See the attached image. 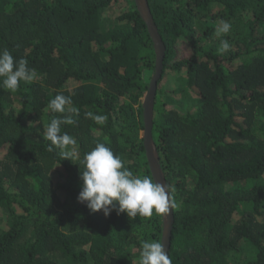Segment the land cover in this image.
I'll list each match as a JSON object with an SVG mask.
<instances>
[{"label": "trees", "instance_id": "16d2710c", "mask_svg": "<svg viewBox=\"0 0 264 264\" xmlns=\"http://www.w3.org/2000/svg\"><path fill=\"white\" fill-rule=\"evenodd\" d=\"M148 2L166 46L152 134L176 205L172 264H264V0ZM221 20L231 29L217 37ZM5 48L36 75L0 85V264H139L164 214L105 216L77 199L98 142L153 178L143 97L156 53L135 0H0ZM59 93L63 114L47 107ZM63 116L71 160L42 138Z\"/></svg>", "mask_w": 264, "mask_h": 264}, {"label": "clouds", "instance_id": "9594fccd", "mask_svg": "<svg viewBox=\"0 0 264 264\" xmlns=\"http://www.w3.org/2000/svg\"><path fill=\"white\" fill-rule=\"evenodd\" d=\"M231 25L224 20L215 29L217 37L230 32ZM230 44L226 39L220 40V52L227 51ZM35 70L29 67L26 58L15 59L8 49L0 50V85L10 91H16L21 82H31L35 78ZM72 103L70 96L57 94L47 105L53 113H65L66 106ZM67 111L79 115L76 108ZM86 116L98 124H103L107 117L87 112ZM75 124L72 116L53 118L44 126L43 139L50 141L49 151L61 149L63 159H70L73 153L64 151L67 145L75 141L66 132H62L61 125ZM80 163L84 170L80 171L83 181L82 189L77 199L86 202L92 212L103 211L108 216L113 210L126 213L128 217H151L153 213L167 214L170 207H175L171 201L173 189L170 186L154 181L150 176L134 175L124 166L119 155L103 142L86 153ZM139 264H172L168 251L162 241H142Z\"/></svg>", "mask_w": 264, "mask_h": 264}, {"label": "water", "instance_id": "95a60500", "mask_svg": "<svg viewBox=\"0 0 264 264\" xmlns=\"http://www.w3.org/2000/svg\"><path fill=\"white\" fill-rule=\"evenodd\" d=\"M135 2L142 18L147 24L149 33L154 42L155 53H156L155 71L150 80L149 87L143 97L144 122H145L144 130H143L144 145L154 181H157L161 184L168 186V182L165 173L163 171L160 162V157L152 134L157 84L163 70L166 46L158 30V27L154 21V17L151 12L148 0H135ZM170 199L172 201V197H170ZM163 218H164V226H163L162 242L164 243L165 250L168 251L169 253L171 246L172 230L175 221L174 208L170 207L169 212L167 214H164Z\"/></svg>", "mask_w": 264, "mask_h": 264}, {"label": "rangeland", "instance_id": "374dc122", "mask_svg": "<svg viewBox=\"0 0 264 264\" xmlns=\"http://www.w3.org/2000/svg\"><path fill=\"white\" fill-rule=\"evenodd\" d=\"M114 9V7H112L108 12L113 16L116 12H115V10H113Z\"/></svg>", "mask_w": 264, "mask_h": 264}]
</instances>
